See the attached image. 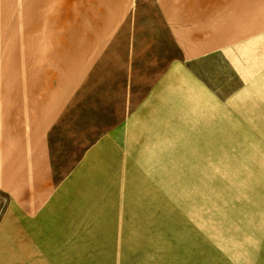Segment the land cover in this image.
Instances as JSON below:
<instances>
[{"label": "rangeland", "instance_id": "1", "mask_svg": "<svg viewBox=\"0 0 264 264\" xmlns=\"http://www.w3.org/2000/svg\"><path fill=\"white\" fill-rule=\"evenodd\" d=\"M252 1L0 0V127L23 104L100 103L107 87L115 99L133 72L131 86L151 87L173 64L192 66L208 84L209 94L190 73L174 80L177 140L139 159L163 191L138 176L137 213L103 264H264V62L232 52L234 9L248 28ZM199 44L215 52L185 62Z\"/></svg>", "mask_w": 264, "mask_h": 264}, {"label": "crops", "instance_id": "2", "mask_svg": "<svg viewBox=\"0 0 264 264\" xmlns=\"http://www.w3.org/2000/svg\"><path fill=\"white\" fill-rule=\"evenodd\" d=\"M257 4L254 0L248 8V28L241 18L246 12L234 9L239 16L233 34L236 62L246 55L251 62H264V16L259 18L264 5ZM243 30L249 34L243 36ZM200 45L182 51L185 62L215 52ZM194 47L201 51L194 52ZM190 68L188 73L209 94L204 77L197 79ZM182 71L187 73L173 64L151 87L131 86L134 72L125 74L120 76L125 85L114 89L116 98L109 96L106 91L112 88L107 87L101 90L106 94H100V103H76L73 95L63 105L23 104L10 110L20 114L3 116L0 136L7 139H0V191L9 202L0 213V264L107 261L112 240L123 237L115 232L128 231L131 215L137 213L131 211V198L135 208L144 195L138 176L148 177L152 186L163 191L139 159L157 158L161 149L171 148L177 140L182 109L172 87ZM150 171L155 173V167ZM22 233L23 249L17 238Z\"/></svg>", "mask_w": 264, "mask_h": 264}]
</instances>
